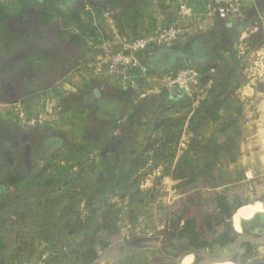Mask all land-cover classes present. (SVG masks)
Returning <instances> with one entry per match:
<instances>
[{
    "label": "trees",
    "instance_id": "obj_1",
    "mask_svg": "<svg viewBox=\"0 0 264 264\" xmlns=\"http://www.w3.org/2000/svg\"><path fill=\"white\" fill-rule=\"evenodd\" d=\"M55 1L0 0V39L9 43L1 60L13 66L9 72L0 70V99L10 103L8 112L14 114V123L0 121V167L8 164L9 150L16 157L13 170L0 172V191L4 192L0 198V264L30 261L35 253L28 250L33 248L35 240L51 251L45 264H65L72 257L74 264H94L98 259L99 237L118 233L120 212L108 199L113 187L124 181L127 170L130 179L124 186L129 188L150 162L148 157L137 155L122 165L123 171L117 165L114 149L124 145L129 149L142 130L162 122L161 135L167 149L157 152L156 157L173 161L174 146L182 137L189 115L191 131L194 122L218 117L228 107L225 97L234 89L229 86V78L241 67L242 57L237 48L223 42L222 34L227 32L228 21L215 23L211 29L202 18H182L179 9L170 12L168 0H74L83 5L73 11L54 9ZM201 6V0L184 1L181 5L194 10ZM151 7L167 15L169 21L158 20L150 11ZM263 14L264 0H255L237 21L247 19L259 23ZM25 17L36 20L28 24L25 34L20 31L7 33L9 20ZM200 23L204 25L202 30L197 28ZM168 25L182 30L169 47L184 52L185 47L210 38L211 56L205 61L190 64L179 61L167 69L153 70L149 56L157 49L138 51L137 56L144 63L143 74L136 73L138 84L144 85L146 79L153 78L154 87L161 93L153 94L145 101L134 100L116 124L109 125L97 141L93 140L100 121L95 115L98 104L88 105V96L94 90L93 80L89 78L94 71L89 68V62L93 63L102 54L100 46L104 41L113 42L114 31L121 40L130 43L149 38L158 27ZM250 46L252 49L264 46V30L251 33ZM21 56L25 58L20 59ZM169 69L172 72H196L197 84L188 85L189 93H176L163 81ZM32 74L38 77L37 87L29 84ZM64 82H69L74 91H64ZM107 88L103 91V99L117 94L120 84L113 82ZM48 92H51L50 99L45 97ZM127 93L121 92L122 96H128ZM130 95L134 98L135 91ZM16 104L22 105L27 118L43 115L48 127L25 125L14 109ZM47 106L51 108V114L46 111ZM169 114L173 119L168 117ZM52 128L60 134L59 139H44L42 134L50 133ZM238 130V121L228 117L211 141L203 142L201 134L195 131L189 148L175 162L172 177L180 182L176 189L191 187L194 179L204 176L200 169L202 165L193 161L192 155L215 159L227 157L236 162L240 152L234 134ZM29 139L35 148L48 146L44 164L34 165L31 170L27 168L25 157ZM60 159L69 166L60 164ZM135 162L138 163L133 165L134 172H129L131 166L128 165ZM206 167L210 168L211 163ZM95 175L101 176V185L94 183ZM78 188L87 200H94L102 190V205L93 208L89 202L81 209L78 202L67 203L69 196L77 195L75 190ZM56 189L61 193L53 199L50 191ZM31 200L35 202L33 206H30ZM207 202L213 207L199 215L190 214L188 208L172 213L163 235L196 251L233 242L236 234L229 220L247 202L227 189L216 191ZM189 203L194 207V197H189ZM61 204L65 207L61 216H57ZM11 218L16 226L6 228L4 220ZM12 237L15 247L14 252L9 253L7 240ZM101 245L106 249L111 244L105 241ZM64 251L67 253L61 257Z\"/></svg>",
    "mask_w": 264,
    "mask_h": 264
},
{
    "label": "rangeland",
    "instance_id": "obj_2",
    "mask_svg": "<svg viewBox=\"0 0 264 264\" xmlns=\"http://www.w3.org/2000/svg\"><path fill=\"white\" fill-rule=\"evenodd\" d=\"M66 2H67L66 0H56L54 4V9L72 11L71 10L72 8L69 7V5H66ZM165 4H167V2ZM80 5L82 7L83 4L81 3ZM150 11L153 14L158 13V10H156V8L154 7H151ZM13 23H18V22L15 21ZM25 33L26 31L23 32V34ZM4 47H5L4 43L0 40V54L1 52H6ZM89 55L91 56V54ZM19 58L23 59L25 58V56H21ZM19 58L17 59L19 60ZM71 64L72 63H70V65ZM91 64L92 62H89L88 64L89 68ZM89 78L90 80L96 79L94 77V72L91 76H89ZM152 79L153 78L146 79V82H144L146 86L145 84L139 85L138 79H136V83L141 87V90L143 92H147L148 88L150 87L149 85ZM152 82L154 86V81ZM64 83L73 88V86L69 82H64ZM29 84L36 87L38 86L37 75L35 74L30 75ZM63 84H62V88H63ZM108 85L109 84L106 83L105 87L100 89L99 93L101 94V97L103 96L102 95L103 91L105 89H108L107 88ZM137 87H133L132 89L134 90ZM132 89H130L129 92L127 93L128 97L131 96L130 92L133 91ZM142 91L136 89L135 91L136 96L134 98L131 96L133 99H131V97L130 98L126 97L122 99L121 96L122 91L117 90L116 92L117 94L113 96L115 97L114 99L116 100L110 99L106 107L107 109L113 110L112 106L117 107L121 104L119 109L122 110L121 112L123 113L124 110L126 109L125 105L129 107V105L132 102H134V99L135 101H138L139 100L138 97L143 93ZM153 94H158V93H152L149 95V97ZM50 95L51 92H48L45 97H48L50 99ZM89 95H92V93H90ZM149 97H147L146 99H148ZM146 99L144 100L142 99L141 101H145ZM88 105L90 107L95 106L93 104L90 105L89 103ZM10 106L11 105L10 103H8V101H6L5 99H0V121H5L7 123L8 122L14 123V117L12 116L14 114L8 112ZM195 107H197V105H195ZM49 109L51 110V108ZM237 109L238 108L236 107V105L229 104L228 107H226V109L223 110L218 117L216 116L214 119L210 121L204 120V121H200V123L197 121L194 122V129H192V131L191 130L189 131V128H187V124H186L181 137L182 138L181 141H179V143H177L174 146L175 158L171 162L165 161L160 157L158 158L156 157L157 152L167 149L166 143L161 135L162 122H160L161 124L155 123L149 129L142 130L139 136L133 139L129 149L127 148L126 145H124L122 148L118 147L114 149V151H116L117 153V165L121 170H123L122 165L124 163H128L133 157H137V155H144L145 157H148L150 159V162L147 168L141 171L137 178L133 179L131 186L129 188L125 189L124 186L126 185L127 180L130 179V175L127 173V170H126V177L123 178L124 181L117 182L115 184V187H113L111 195H109L108 199L111 200L112 205H115L116 209L120 212V217H119L120 220L118 223V230H117L118 233L115 236H111V237L106 235L99 237V240L97 241L98 257L105 250L101 245V243L105 241L110 243L111 244L110 246H112L114 245V243L126 242L139 237L160 236L165 239L166 237L163 235V233L165 232V228L171 218L172 213L174 212L180 213L181 211H185V209L188 208L187 211L190 212V214L199 215L203 213L206 209H210L209 207H213L212 203H209L207 201L211 197V195H213L216 191L227 189L233 195H239L240 200L241 199L245 200V192L242 189L243 186L235 184V182L241 178V169L239 166L235 164V162L234 163L232 162L231 160L232 158L221 157L220 159L217 158L215 159L213 157L208 158L196 154L192 155L191 159L196 163L198 162L202 165L200 169L204 173V176L194 179L193 181L194 184L191 187L176 189V186L180 182L175 181L172 177L175 162L178 159V157H180L183 154V152L189 148L192 142V138L194 137L195 131H198L201 134V140L203 142H208L213 140L214 137L218 134L221 125L226 121V119L230 114L232 113L236 114ZM114 112L115 111H112V113ZM96 114L97 112L95 111V115ZM116 117L118 118L114 119L115 116L114 117L109 116L108 118L109 120L107 119L101 120L100 118H98L101 120L100 131L102 129H103L102 131H104L105 129L108 128L109 125L116 124L118 122V119L122 118V116L120 115ZM168 117H171L173 119L171 114H169ZM191 122L192 121H189V124ZM166 123H168V121H166ZM45 127H48V125ZM102 131L96 132V134L93 135L92 139L97 141ZM38 132H41V130H38ZM42 135L44 139H47L49 137L59 139L58 135L60 134H57L55 129L52 128V131L50 133L45 132ZM30 141L31 140L29 139L28 141L29 145L26 146V151H28V158L26 160V164H28L27 166L28 170H31L32 167H34V165L42 166L47 159V155L44 154V151L42 149L44 146H41L40 148H35V146H33ZM42 144L43 143H41L40 145ZM46 147L48 146L46 145ZM3 152H5V150ZM13 159L14 160H12L11 166L4 165L0 167V172L1 171L10 172L11 170H13L11 169V167L16 164V157ZM59 162L62 165L69 166V164L64 162L62 159H60ZM137 163L138 162L128 165L131 166V170H129V172H134L133 165H136ZM207 163H211L210 168L206 167ZM93 179L95 184L101 185L100 182L101 176L96 177L95 175L93 176ZM75 191L77 195L69 196L66 199L67 203L75 204V202H78L79 203L78 207H80L81 209H84L87 206L86 204H88L89 202H90V206L92 205L93 208L94 206L100 207L102 205V202L104 200V196L102 195L103 194L102 190L100 193L97 194V197L94 200H87V198L82 195L83 192L82 189L80 188L76 189ZM58 193H61V190L56 189L54 191H50V197L53 199H57V197H59ZM3 194L4 192L0 191V198L2 197ZM191 196L194 197V207H191L189 203V197ZM259 197L264 199V195L262 197L254 195L253 202H255V200L258 199ZM200 201L202 202L200 203ZM33 203H35L34 200H31L30 206H33ZM64 207L65 204H61L60 209L57 210V216H61ZM262 217L263 218L257 217L255 221H261V224H263L264 227V216ZM4 225L6 226V228L15 227L16 223L14 221V218H11L10 220L8 219L4 220ZM229 225L236 234L235 236L236 238L238 234L235 231V229L241 233L242 231L241 225H240V229L235 228L234 226L235 224L233 223V216L229 220ZM70 234L71 233H68V235ZM13 241H14L13 237L10 240H7V242L9 243V253L14 252L15 246L13 245L14 243ZM233 242H227V243L225 242L223 244H219L215 246L211 250H204V251L212 254L216 249H218V251L227 250L232 246ZM32 244L34 249L32 248L28 251L35 253L34 257L30 261H27L23 264H45V260L51 254L50 249L46 247L44 244H41V242H39L38 240L33 241ZM66 253L67 251L62 252L61 257L63 255H66ZM260 257H264L263 251L260 252ZM157 259H158L157 252L155 250L149 249L146 250V252L135 253L131 256L120 258L119 260L115 261L112 264H151V262H155V260ZM74 263L75 261L74 258L72 257L70 259V262L68 261L65 264H74Z\"/></svg>",
    "mask_w": 264,
    "mask_h": 264
},
{
    "label": "crops",
    "instance_id": "obj_3",
    "mask_svg": "<svg viewBox=\"0 0 264 264\" xmlns=\"http://www.w3.org/2000/svg\"><path fill=\"white\" fill-rule=\"evenodd\" d=\"M66 1V5H69V7L72 8V11L81 7V5L75 3L74 0ZM168 1L169 11L174 12L179 9L181 5H183L184 1L191 3L193 0ZM201 1L202 6L199 8V10L204 7L207 0ZM155 16L158 20L165 22L169 21L167 15L161 12L155 13ZM260 19L261 21L259 23H253L250 20L244 19L243 22L236 21L235 23L231 24V26H229L228 24L227 32L222 34L224 44L228 47L231 46L237 48L240 56L242 57L240 69L233 77H230L228 81L230 88L234 89H232V91L225 97L226 102H228L229 104H234L238 108L236 114L232 113L228 117L232 120L238 121L239 124V130L234 134V138L239 144L240 153L239 158L237 159L235 164L241 169V178L237 180L235 184L243 186L242 189L245 192V201L247 202V205L238 208L234 212L233 218L236 212L242 208L252 205L254 206L256 204L261 205L259 211H256L255 215L252 218H242L240 220L241 227L243 226V224L252 223L256 220L257 217L263 218L262 216H264V199L259 197L255 200V202H253L254 195L261 197L264 195V46L257 49H252L250 46L251 33H255L259 30H264V14ZM15 21H17L18 23H13ZM34 22H36V20L31 17L9 20L6 24V31L9 34L15 32V30H18L23 35V32L27 31L28 24ZM72 24L74 25L75 23L72 22ZM216 24H221V22H218ZM210 27L211 29L213 28L212 26ZM0 40L4 43V48L7 52L9 43L4 42L2 39ZM6 52H1L0 54V70H2L3 72H9L13 67L12 63L5 64L1 60ZM209 56H211V39L205 38L196 42L190 48L185 47L184 52L174 50L171 47L158 48L154 53L150 54L149 62L150 67L153 70H162L171 67L179 61H185L186 63L190 64L194 61H205ZM142 67H144L143 62ZM92 80L94 90L92 92V95L88 96V103L90 105L98 104L99 107L96 114L97 117L99 116L98 118H100L101 120H109V116H115L114 119L118 118L116 117L118 115L122 116L127 110L128 106L125 105L126 109L123 113L121 112L122 110L119 109L121 104H117L119 105L117 107L112 106L113 110L107 109L106 105L108 104V101L110 99L113 100L115 97L112 96L103 99L100 94V98H97L95 96V91L99 92L101 88L105 87L106 83L100 79ZM136 89L142 91L139 85ZM126 97L128 96H122V99ZM131 99L133 98L131 97ZM111 110L115 112L112 113ZM190 118L191 114L187 119V124H189ZM100 119L98 120L101 122ZM101 131L99 127L97 132ZM47 148L48 147H46V144H44V147L42 148L44 153H46ZM8 152L9 154L7 166H11L12 160H14L13 158H15V155L13 154V152H11V150H9ZM25 157L27 160L28 151H26ZM235 231L237 233H240L236 229Z\"/></svg>",
    "mask_w": 264,
    "mask_h": 264
},
{
    "label": "built area",
    "instance_id": "obj_4",
    "mask_svg": "<svg viewBox=\"0 0 264 264\" xmlns=\"http://www.w3.org/2000/svg\"><path fill=\"white\" fill-rule=\"evenodd\" d=\"M253 1L254 0H207L201 10H194L190 7H180L178 11L182 18H202L205 25L213 26L218 22L228 21L230 23L232 19L237 21L243 15L244 9L253 3ZM203 27L204 25L201 23L197 25L199 30H202ZM181 33V29L176 28L174 25H168L165 27H158L156 32L149 38L129 43L121 40L117 36L116 31H114L113 42H103L100 46L102 54L96 57V60L90 65V68L93 69L96 79H100L108 84L118 82L120 84V91L129 92L130 89L138 85L136 83V73L143 74L142 62L137 56V52L141 50L154 51L158 48H167ZM197 79L198 74L192 70L172 72L169 69L163 81L176 93L180 91L189 93L188 85L197 84ZM151 82L148 90L145 89L147 92L142 91L143 93L138 97L139 100L146 99L152 93H161L160 90L153 86V82ZM63 90L74 91V88L64 83ZM135 90L136 89L133 91ZM14 109L18 112L20 120L25 125L32 127L47 126L46 118L43 115L27 118L22 105L16 104L14 105ZM46 111L50 114L52 113L49 106H47Z\"/></svg>",
    "mask_w": 264,
    "mask_h": 264
},
{
    "label": "water",
    "instance_id": "obj_5",
    "mask_svg": "<svg viewBox=\"0 0 264 264\" xmlns=\"http://www.w3.org/2000/svg\"><path fill=\"white\" fill-rule=\"evenodd\" d=\"M236 20L232 19L229 23H235ZM95 96L100 97V93L95 91ZM253 243L255 244L254 255L259 253V249L264 248V234L260 236H254L250 234H239L233 248L224 255H213L205 252L204 250L196 251L190 247H187L176 240H171L169 243L165 242V239L158 237H139L126 242H121L106 248L103 253L98 257L94 264H112L120 258L135 254L137 252L145 250H159L163 253V247L173 245L176 248H182V252L176 257H171L172 262L169 264H182L186 257H193V264H264V258H257L250 263H242L241 261H235L233 259L234 253L241 249L244 251V244Z\"/></svg>",
    "mask_w": 264,
    "mask_h": 264
},
{
    "label": "flooded vegetation",
    "instance_id": "obj_6",
    "mask_svg": "<svg viewBox=\"0 0 264 264\" xmlns=\"http://www.w3.org/2000/svg\"><path fill=\"white\" fill-rule=\"evenodd\" d=\"M241 230H242L241 233H237L238 235L246 233V234H250V235H254V236H260V235L264 234V227H263V224H261V221H253L250 224H244L242 226ZM238 235H237V237H238ZM237 237L235 238L232 246L229 249L221 250V251H218V249H216V250H214V252L212 254L213 255H224V254H226L228 251H230L233 248L234 243L237 240ZM170 241L171 240L165 238L166 243H169ZM243 247L245 249L244 251L239 249L234 253L233 259L235 261H241L242 263H250L251 261H253L257 258H260V252L261 251L264 252V248L263 249L261 248V249H259V253L254 255L255 244H253V243L244 244ZM182 250H183L182 248H176L173 245H168V246L163 247V253L160 252L159 250H155L157 252L158 259L155 260V262H151V264H169L170 262H172L171 257L178 256L180 254V252H182ZM142 252H146V250L141 251V253ZM137 253H140V252H137ZM131 255H133V254H130V255H127L124 257H128ZM261 258H264V257H261Z\"/></svg>",
    "mask_w": 264,
    "mask_h": 264
},
{
    "label": "bare ground",
    "instance_id": "obj_7",
    "mask_svg": "<svg viewBox=\"0 0 264 264\" xmlns=\"http://www.w3.org/2000/svg\"><path fill=\"white\" fill-rule=\"evenodd\" d=\"M260 208L261 205L256 204L254 206L252 205L238 210L233 218L234 219L233 223L235 224L234 225L235 228L240 229V220L242 218H247V219L252 218L255 215L256 211H259ZM193 261H194L193 257L189 256L183 260L182 264H193Z\"/></svg>",
    "mask_w": 264,
    "mask_h": 264
}]
</instances>
